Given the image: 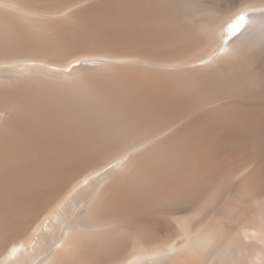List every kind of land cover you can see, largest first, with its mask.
<instances>
[{"label": "bare ground", "instance_id": "bare-ground-1", "mask_svg": "<svg viewBox=\"0 0 264 264\" xmlns=\"http://www.w3.org/2000/svg\"><path fill=\"white\" fill-rule=\"evenodd\" d=\"M0 264H264V0H0Z\"/></svg>", "mask_w": 264, "mask_h": 264}]
</instances>
